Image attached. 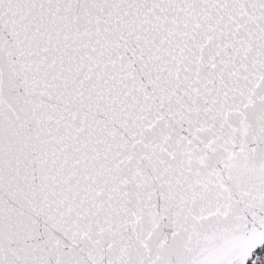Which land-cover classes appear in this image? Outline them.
Segmentation results:
<instances>
[{"label":"snow or ice","instance_id":"obj_1","mask_svg":"<svg viewBox=\"0 0 264 264\" xmlns=\"http://www.w3.org/2000/svg\"><path fill=\"white\" fill-rule=\"evenodd\" d=\"M0 264H264V0H0Z\"/></svg>","mask_w":264,"mask_h":264}]
</instances>
